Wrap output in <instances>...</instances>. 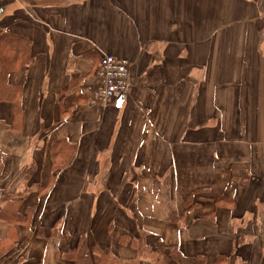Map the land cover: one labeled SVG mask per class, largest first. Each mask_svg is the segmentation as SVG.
I'll list each match as a JSON object with an SVG mask.
<instances>
[{"label":"crops","instance_id":"1","mask_svg":"<svg viewBox=\"0 0 264 264\" xmlns=\"http://www.w3.org/2000/svg\"><path fill=\"white\" fill-rule=\"evenodd\" d=\"M4 31L32 61L0 103V264H75L82 238L264 264V0H0ZM104 55L130 62L108 103Z\"/></svg>","mask_w":264,"mask_h":264},{"label":"trees","instance_id":"2","mask_svg":"<svg viewBox=\"0 0 264 264\" xmlns=\"http://www.w3.org/2000/svg\"><path fill=\"white\" fill-rule=\"evenodd\" d=\"M30 42L24 37L17 36L10 32H0V103L14 102L18 105L19 89L11 87L8 83L9 74L14 71L23 70L31 63ZM66 143L57 142L53 147L55 155L70 156ZM70 154V155H69ZM69 160L60 159L57 162V169L67 166ZM15 212V211H14ZM13 212V213H14ZM20 219L18 213L17 216ZM18 222L16 220H12ZM128 242L127 238H124ZM131 247L139 253L140 257L155 254L154 264H169L170 257L164 252L154 253L144 242H131ZM70 259L75 264H139V261L124 262L118 258L104 253L100 248L94 247L91 251L88 248L87 238H82L75 249L70 253Z\"/></svg>","mask_w":264,"mask_h":264},{"label":"built area","instance_id":"3","mask_svg":"<svg viewBox=\"0 0 264 264\" xmlns=\"http://www.w3.org/2000/svg\"><path fill=\"white\" fill-rule=\"evenodd\" d=\"M100 86L95 101L108 103L124 97L130 89V62L113 55H104L99 66Z\"/></svg>","mask_w":264,"mask_h":264}]
</instances>
